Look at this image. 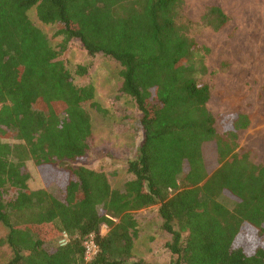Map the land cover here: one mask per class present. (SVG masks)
Returning a JSON list of instances; mask_svg holds the SVG:
<instances>
[{
  "label": "trees",
  "instance_id": "1",
  "mask_svg": "<svg viewBox=\"0 0 264 264\" xmlns=\"http://www.w3.org/2000/svg\"><path fill=\"white\" fill-rule=\"evenodd\" d=\"M185 4L0 0V222L7 229L0 243L12 251L5 264H150L134 257L135 211L156 205L172 236L168 264H264V163L238 150L247 115L237 114L232 129H218L204 80L210 49L192 35L198 26L221 29L230 16L214 4L195 22ZM33 7L42 22L57 26L59 50L29 17ZM72 39L90 56L102 53L121 65V92L140 112L135 126L143 139L128 160L133 177L123 189L80 162L93 130L85 105L99 104L93 84L75 83L59 58ZM87 71L77 66L78 74ZM210 142L219 157L212 172L204 154ZM28 160L55 178L60 196L30 188ZM246 227L256 240L243 239ZM62 231L70 236L64 247L58 246ZM91 233L100 251L87 262L84 241Z\"/></svg>",
  "mask_w": 264,
  "mask_h": 264
},
{
  "label": "rangeland",
  "instance_id": "2",
  "mask_svg": "<svg viewBox=\"0 0 264 264\" xmlns=\"http://www.w3.org/2000/svg\"><path fill=\"white\" fill-rule=\"evenodd\" d=\"M220 3L229 11L228 23L218 30L210 26L192 30L196 40L210 49L207 55L210 73L204 78L211 86L208 107L216 116L220 131L232 129L237 114L247 115L249 126L237 132L238 150L249 151L254 162L264 163V0H186L183 12L192 21L201 22L207 7ZM28 14L59 50L63 36L58 35L57 26L42 22L36 7ZM59 58L66 62L75 83L93 84V101L99 104V107L90 102L85 105L91 115L93 130L90 150L80 162L104 171L113 188L123 189L133 177L128 171V160L136 156L143 134L135 126L140 114L135 101L121 92L122 67L114 58L102 53L90 56L78 39H72ZM80 64L88 66L85 74L76 72ZM1 140L12 144L20 142L13 137ZM204 154L208 170L214 171L219 166L214 142L204 145ZM26 166L31 173L30 188L45 187L60 196L55 178L45 176L33 160H28ZM63 172L60 179L65 177ZM15 195V191L8 192L10 198ZM220 199L233 207L234 201L227 196L222 195ZM158 208L156 205L135 211L140 233L135 240L134 257L150 264H168L172 253L167 243L172 236L163 229ZM6 233V227L0 222V240ZM242 237L253 241L257 235L246 227ZM11 256L8 245L0 243V264H5Z\"/></svg>",
  "mask_w": 264,
  "mask_h": 264
},
{
  "label": "built area",
  "instance_id": "3",
  "mask_svg": "<svg viewBox=\"0 0 264 264\" xmlns=\"http://www.w3.org/2000/svg\"><path fill=\"white\" fill-rule=\"evenodd\" d=\"M105 227L106 226L103 227V231ZM69 241H70L69 234L66 231H62L61 236L58 239V246L60 247L67 246ZM84 246H85V260L89 262L93 260L100 251L99 245L96 241L95 233H91L90 235H88V237H86L84 241Z\"/></svg>",
  "mask_w": 264,
  "mask_h": 264
},
{
  "label": "crops",
  "instance_id": "4",
  "mask_svg": "<svg viewBox=\"0 0 264 264\" xmlns=\"http://www.w3.org/2000/svg\"><path fill=\"white\" fill-rule=\"evenodd\" d=\"M218 6H220L225 12H226V14H228L229 15V11H227L225 8H224V6H223V4L222 3H220V4H217ZM230 16V15H229Z\"/></svg>",
  "mask_w": 264,
  "mask_h": 264
}]
</instances>
